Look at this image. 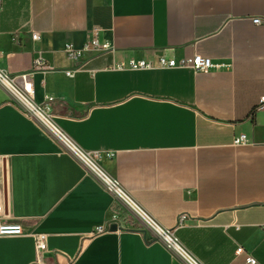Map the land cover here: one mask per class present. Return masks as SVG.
Returning <instances> with one entry per match:
<instances>
[{
	"label": "crops",
	"instance_id": "1",
	"mask_svg": "<svg viewBox=\"0 0 264 264\" xmlns=\"http://www.w3.org/2000/svg\"><path fill=\"white\" fill-rule=\"evenodd\" d=\"M96 30L111 51L84 50ZM195 55L227 67H127ZM22 73L34 104L201 264H264V0H2L0 74ZM0 203L23 229L0 237V264H185L3 84Z\"/></svg>",
	"mask_w": 264,
	"mask_h": 264
},
{
	"label": "built area",
	"instance_id": "2",
	"mask_svg": "<svg viewBox=\"0 0 264 264\" xmlns=\"http://www.w3.org/2000/svg\"><path fill=\"white\" fill-rule=\"evenodd\" d=\"M2 0H0V8ZM254 24H261L262 20L257 18L253 20ZM96 30L94 35L85 43L84 50H99L111 51V44L107 41H101L97 36ZM38 35H33V39L37 40ZM67 55L72 60H77L81 52L76 51L72 45L66 46ZM45 65L40 58L35 60V68H41ZM120 69L126 68L124 64L117 66ZM128 68L133 70L153 69L156 67L174 68L187 67L193 69L195 72H209L214 69H224L226 64L215 62L210 58L201 55H195L192 58H184L180 61L174 58L161 57L158 62L151 60H130ZM83 70V67H78L67 71L69 76H73L75 72ZM0 84L5 85L10 89L18 102L23 113L32 120H35L45 130H47L63 147L90 172H93L103 187L115 196L124 207L136 217L147 229L152 231L153 239L161 243L169 252L181 258L185 264H201L182 244L174 234L173 229L164 228L161 226L142 206H140L127 192H125L118 183L104 173L96 164V159L100 157L98 153H87L81 150L63 131H61L53 122V111L51 106L45 105L43 107L37 106L33 102L35 94L34 85L30 73H22L14 78L3 76L0 74ZM262 108L264 109V97L261 99ZM248 142L246 136H240L235 143L244 144ZM110 157V155H108ZM3 206L0 203V237L1 236H21L23 234L22 226L18 223L7 222L3 220ZM185 216L179 218V225L185 219ZM119 216L115 215L113 220L117 221ZM108 230L104 225L98 226L95 234H101ZM47 236L44 234L35 235L36 249L38 253H43L47 249ZM242 248L237 249V255L242 254ZM248 264H256V260L248 256Z\"/></svg>",
	"mask_w": 264,
	"mask_h": 264
},
{
	"label": "water",
	"instance_id": "3",
	"mask_svg": "<svg viewBox=\"0 0 264 264\" xmlns=\"http://www.w3.org/2000/svg\"><path fill=\"white\" fill-rule=\"evenodd\" d=\"M118 229V226L116 225V224H113L112 226H111V230H117Z\"/></svg>",
	"mask_w": 264,
	"mask_h": 264
}]
</instances>
